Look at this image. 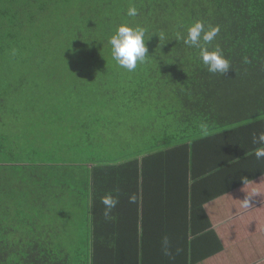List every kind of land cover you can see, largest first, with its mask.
<instances>
[{"label": "trees", "instance_id": "1", "mask_svg": "<svg viewBox=\"0 0 264 264\" xmlns=\"http://www.w3.org/2000/svg\"><path fill=\"white\" fill-rule=\"evenodd\" d=\"M197 20L219 26L224 75L177 38ZM124 22L146 30L131 72L108 43ZM260 132L264 0H0V264H124L138 244L109 227L154 217L168 243L202 228Z\"/></svg>", "mask_w": 264, "mask_h": 264}, {"label": "crops", "instance_id": "2", "mask_svg": "<svg viewBox=\"0 0 264 264\" xmlns=\"http://www.w3.org/2000/svg\"><path fill=\"white\" fill-rule=\"evenodd\" d=\"M235 164L241 169L239 178L246 177L248 183L207 203L205 212L208 222L201 218L199 223L202 228L196 224L193 231V226L189 224L184 236L176 237L170 243L167 239V244L160 238L168 237L165 228L160 227L162 221L158 223L154 217L138 219L136 223L130 221V230H122L118 225L109 227L112 243L118 245L129 236L138 244V250L133 252L134 255L129 254L123 263L264 264V158L257 159L255 156L248 162L238 158ZM196 165L200 169L202 162L197 159ZM229 166L215 169L220 171L218 175L222 177L223 187L226 179H231L227 171ZM245 195H250L253 200L248 207L243 206ZM112 220L116 222L115 218ZM134 247L129 245L128 249Z\"/></svg>", "mask_w": 264, "mask_h": 264}, {"label": "clouds", "instance_id": "3", "mask_svg": "<svg viewBox=\"0 0 264 264\" xmlns=\"http://www.w3.org/2000/svg\"><path fill=\"white\" fill-rule=\"evenodd\" d=\"M138 15V10L134 6H130L127 11L128 17H135ZM219 26L206 27L203 21L197 20L192 23L187 29L186 37L183 42L189 47L198 48L202 63L207 67L208 72L216 74L226 73L230 66L229 60L223 55L222 49L217 44L213 47V41L219 33ZM160 40L164 39V35H159ZM146 30L139 25H131L128 22L121 23L108 40L111 46V56L116 61L119 67L134 71L137 68L138 62L144 63L147 57L146 47ZM253 142L261 146L255 149V156L257 159L264 158V132H260L253 137ZM240 183L246 185L248 179L241 177ZM130 201H134L135 197H129ZM101 202L105 205L104 215L109 216L111 210L118 203V199L111 194L105 195L101 198ZM253 203L250 195H245L243 199V206L248 207ZM165 243L167 241L165 240Z\"/></svg>", "mask_w": 264, "mask_h": 264}]
</instances>
